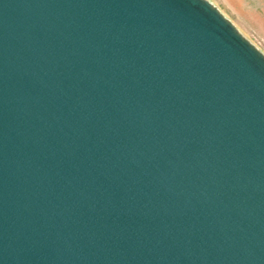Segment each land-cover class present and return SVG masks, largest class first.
Instances as JSON below:
<instances>
[{
  "label": "water",
  "instance_id": "1",
  "mask_svg": "<svg viewBox=\"0 0 264 264\" xmlns=\"http://www.w3.org/2000/svg\"><path fill=\"white\" fill-rule=\"evenodd\" d=\"M0 264H264V54L209 0H0Z\"/></svg>",
  "mask_w": 264,
  "mask_h": 264
},
{
  "label": "rangeland",
  "instance_id": "2",
  "mask_svg": "<svg viewBox=\"0 0 264 264\" xmlns=\"http://www.w3.org/2000/svg\"><path fill=\"white\" fill-rule=\"evenodd\" d=\"M264 54V0H209Z\"/></svg>",
  "mask_w": 264,
  "mask_h": 264
}]
</instances>
